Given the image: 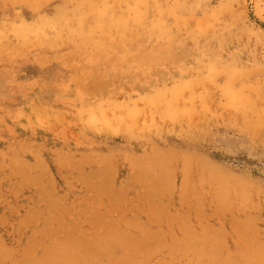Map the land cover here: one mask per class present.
I'll return each instance as SVG.
<instances>
[{"label":"rangeland","instance_id":"obj_1","mask_svg":"<svg viewBox=\"0 0 264 264\" xmlns=\"http://www.w3.org/2000/svg\"><path fill=\"white\" fill-rule=\"evenodd\" d=\"M16 1L0 0V7L2 5L0 8V247L3 248L2 252H0V261H2L0 264L13 262L14 264L16 262L17 264H24L26 260V264H28L30 259L31 262H34V258L37 260L36 257H39L41 252L44 253L42 249L47 247L48 251H55L53 249L54 246L56 249L61 246L63 252V244L68 243L70 247L75 248L72 251L77 252L79 257L77 253L76 256H72L75 253L72 254L70 258H67L69 255L65 256L68 259L64 260L66 264H118L119 261V264H130L133 260L138 264L139 260L144 261L145 259L147 261L139 262L144 264H189L190 262L191 264H200L202 261L201 264H206L209 260L210 262L207 264H225V262L226 264H238V262H240L239 264H247L243 263L245 262L243 260L250 259L249 253H253L251 255L255 257L263 255L264 258V192H262V190L264 191V0H156V2L155 0H111L110 2L107 0ZM95 1L99 2L96 3ZM107 11L111 15H108ZM146 13L149 17H144L147 15ZM83 23L85 26H82ZM138 37L140 38L139 41ZM115 38L118 42H116ZM10 40L11 43H9ZM29 45L31 46L29 47ZM14 47L16 48L14 49ZM158 47L161 49L160 51L157 49ZM169 48L172 49L171 52ZM172 52L174 56L173 54L171 55ZM71 55L75 56L72 57ZM115 57L116 59L108 62L109 59ZM169 60L170 63H168ZM81 63L83 64L82 66L80 65ZM80 66L81 68H79ZM94 67H100L101 69H95ZM84 69L87 71L84 72ZM80 70H82L81 73ZM92 75L97 81L91 78ZM113 77H115V80ZM72 80H77V83ZM94 82H97V84ZM92 85H95L96 89ZM6 93L7 96H5ZM87 93H92L91 95L93 96L89 98L90 95ZM70 94H73V96ZM40 96L43 98H40ZM136 124L141 128H138ZM258 127L259 129H257ZM5 128L8 129L5 131ZM153 147L156 152H153ZM175 150L176 154L174 153ZM161 152L167 154L170 152L171 156H168L169 154L166 155L167 160L172 161L170 165L169 162L168 164L164 163L165 165L162 164L163 162L160 159L163 153ZM152 153H157L158 155L155 156ZM191 154L195 160L190 159L192 158ZM183 155L184 157H182ZM185 155L192 161L191 168L189 167L191 170L184 161L187 159ZM128 156L132 157L129 158ZM136 156L139 157L136 158ZM110 157H112L111 160ZM166 158L164 159L163 157L162 159L166 161ZM101 159L103 161H99ZM110 161L111 163H109ZM157 161L161 163V168L162 166L170 168L169 178L168 176H166L167 179L165 178L169 170L167 172L165 168H163L164 170L159 169ZM195 161L196 163H194ZM67 162H70V164ZM149 163H152L151 166ZM101 164L103 165L101 166ZM202 165L209 166V168L205 167L211 171H206V168H204L201 174L202 167H204ZM25 167L27 170L24 169ZM134 167L138 169L135 168L137 169L135 170ZM146 168H148L147 171ZM150 168H154L155 173L153 170L151 173L149 171ZM172 168L174 173L171 170ZM32 170L33 172H31ZM97 171H99L100 175L102 172L104 177L99 174L93 177ZM105 171H108L106 175L110 174L111 171L113 173L106 176ZM214 171H217L216 176ZM218 172L222 176L225 175L223 176L225 179L219 176V184L217 180ZM18 173L23 177L19 176ZM87 173H92L93 175H87ZM208 173H211L209 179ZM132 174H135L133 177L138 179L132 177V180ZM157 174L158 176H156ZM186 174L189 175L187 176ZM81 175L83 176L82 178ZM139 175L143 176L139 177ZM159 175L164 177L161 183L166 181L168 185H172L169 187L170 189L168 186H166V189L165 186L161 188L163 184H161V187H157L160 186L161 181L157 179ZM90 176L93 179H90ZM109 176H113V179L109 178ZM185 176L189 180L185 179ZM10 177L15 179L13 178V180ZM86 177L88 181H86ZM107 177L113 184H108L109 180ZM145 177H149V180ZM103 178L107 179V181H102ZM170 178L171 181H169ZM212 178L213 181L211 182ZM22 179L23 181L25 179V181L23 182ZM153 179H157L159 185L155 180L153 182H156V185L151 183ZM186 180L187 182L189 181L188 184L184 183ZM241 180H243L246 190V187H248L247 191L242 189L244 188L242 184L239 186V183H242L240 182ZM201 181H204V184ZM105 183L107 186L104 185ZM143 184L146 185L143 186ZM217 184L219 185L217 186L219 187L218 189L216 187ZM221 184L224 185L220 186ZM233 184L234 189H232ZM97 185L103 186L102 188L105 189L108 188V191L114 190L108 192L112 196L106 194L108 198L111 197L110 203L105 198V194L101 193L100 195L101 191H104V193L107 191L104 189L99 191L101 187L98 186L99 188H97ZM89 188L90 190H88ZM159 188L163 191L164 196ZM46 190H49L48 193L53 192V196H51L52 194H46ZM147 191L152 193L149 194ZM171 191L174 193H170ZM217 191H220V193H217ZM227 191L229 193L225 194ZM243 194H245V197L247 194L249 195L244 198ZM25 197L27 198L25 199ZM219 197L220 199H218ZM224 197L228 198L229 203L225 201L226 205L222 204L223 206H221V202L223 203L222 199L227 200ZM147 198L154 201L163 199L164 202L159 200L160 203L157 200V203L159 202V206H157V203L152 200L153 204L149 205ZM247 199L248 201H246ZM167 201L170 202L168 203ZM50 202H53L55 206ZM197 206L198 208H196ZM54 207L57 209H54ZM59 207L61 208L59 209ZM228 207L231 210L226 212ZM130 208L132 209L129 210ZM28 209L29 211H27ZM42 209H45V212ZM198 209L202 211V215L198 216L199 213L197 212L195 214V210L197 211ZM47 210L49 211L47 212ZM82 210L87 211L86 214L83 215L85 212ZM244 210L246 211L244 212ZM34 211L40 216L35 215ZM218 211L225 213L221 212L222 215L220 216L221 213L219 212L218 214ZM96 212L103 217L98 220V225L96 222L86 223L88 219L91 221L94 219L91 216L97 215ZM103 212L105 216H102ZM91 213L94 214L91 215ZM24 214L27 217L23 216ZM57 214H61L59 216L61 219L57 218ZM98 215L95 217V221L99 219ZM30 216L33 217L30 218ZM244 216L248 221L246 218L244 220ZM46 217L48 220H46ZM49 217L60 221L52 220ZM181 218L182 220H180ZM25 219H29L28 222ZM125 219L127 220L125 221ZM135 219L138 220L136 221ZM242 220L247 226L249 225V228L246 227V224L243 225L242 223L241 225ZM68 221H70L69 224L78 225L76 227L78 228V233L73 230L70 234L72 227L66 223ZM249 222L251 225L248 224ZM60 223H62V227H57V224ZM106 223H110L111 227L108 224L105 228ZM45 224H47V227H45ZM137 224H139L138 229L136 228ZM41 225L43 226L41 227ZM114 226L115 229L112 228ZM171 227L173 229H170ZM201 227L202 229L205 228L202 230ZM251 227H254L255 231L251 230ZM139 228H143V230L148 228V233H152V236H155L156 245L154 246L156 247H152L154 250H150V257L147 256V258V250L152 245L150 243L154 244V241H150L148 244L147 238H149V234L147 230H144L146 235H148L145 238V233L140 231ZM193 228L194 232L192 231ZM257 229L258 231H256ZM44 230L47 233L37 234ZM60 230H64V232ZM183 230L184 232H182ZM36 231L38 232L36 233ZM110 231L113 233H110ZM170 231H172L174 236ZM206 231L207 234H205ZM58 232L61 234H58ZM66 232H69L70 237L74 236L73 238L79 243L84 240V235L85 238L89 237L87 240L85 239L84 243L86 245L83 244L84 246H82L81 243L77 245V242L74 244V240L69 238ZM102 232H104V236L107 235V237L105 236L106 238L103 234L102 236L100 235ZM208 232L212 234L209 233L208 235ZM194 233H197L196 237H200L196 238L200 240L199 246L201 242H206L202 239L204 236L207 240L205 246H210L214 241L213 243L218 248L214 246V249H216H213V254L221 255V257L218 256L220 258V260L218 259L219 261L216 260V254L214 256L212 254L210 256L206 255V257L203 255L205 258L203 256L202 258L198 257L199 255L201 256L198 246L193 248V251H190L191 249L189 250L188 247H184L189 240V236L191 237L192 235L191 238H195L193 237L195 236L193 235ZM220 233L223 234L220 235ZM250 233L252 234L250 235ZM33 234L35 236L32 238ZM52 234L54 236L51 238ZM125 234L126 238L124 237ZM121 235L124 239L129 240H132V238L135 240L134 236L139 238L138 241L135 240V242L137 241L136 245L138 242L140 244L141 240L144 243V239H147L144 244L148 245L142 247L143 243H141L140 247L138 245L136 247L134 244V246L131 245L132 247H129L132 242L128 240V248L126 247V241L124 247H122L123 244L120 242V240L122 241L120 239ZM210 235L213 236L211 237ZM77 236L82 238L78 240ZM217 236L221 239H217ZM28 237L35 241L31 242V246L29 241L24 242ZM57 238H60V243L59 239L57 242ZM111 238L113 240L117 238L116 245V240L112 243ZM155 238H158L159 242ZM171 238L174 239V244H177V246L173 247L175 248L174 252H172L171 247H167L168 245L172 246L173 242L171 241L173 240ZM210 238L213 241H210ZM253 238L254 241L256 240L255 242L251 240ZM150 239L152 240L151 237ZM9 240L11 241L10 244ZM164 240L167 243L166 248L164 247L166 244ZM36 241L38 242L37 245L44 244L46 246L43 247L41 245L40 247L37 246L38 249L33 248ZM91 242L95 244H91ZM245 242L251 243L248 246ZM160 243L162 246H160ZM209 243L211 244L209 245ZM27 244L28 246H26ZM178 244L181 247H178ZM79 246L84 248L87 246L88 249H86L88 251L85 249L83 252L82 249L84 248ZM23 247L25 251L27 249L26 252L23 251ZM142 248L145 249L142 250ZM92 249H97L95 253L105 251L107 254L102 252L100 253L101 257L100 255L96 257ZM177 249L180 250L178 251ZM3 250H6L4 254H2ZM61 250H59V255L62 253ZM48 251H45V255H50L49 253L51 252L48 253ZM85 251L88 252H86L87 256L83 254ZM89 252L90 254L93 253L91 255H94V257L90 256L95 261L89 260ZM137 252H140L138 257L137 255L134 257V253L137 254ZM153 252L154 255H151ZM21 253L23 254L21 255ZM56 254L54 253L53 256ZM105 254L106 256H104ZM109 254H112L116 262H112L113 258ZM129 254H132L133 257L129 256L130 260H127L125 255L127 257ZM45 255L42 254L41 256ZM84 255L87 260L83 258ZM181 255L185 258L182 259ZM26 256H29V258H26ZM170 256L171 258L174 257L173 260L169 258ZM120 257L121 260H119ZM131 257L134 259L131 260ZM234 257H238V259ZM53 258L50 260H57L56 258V260H53ZM224 258L225 261L223 262ZM22 259L25 260L23 261ZM41 259L39 261L44 263V257ZM69 259L75 260L71 262ZM212 259H215V263ZM239 260H242V262ZM51 261L49 264L53 263ZM171 261L173 262L170 263ZM187 261L189 262L187 263ZM46 262L44 264H48ZM254 262L258 264L257 261L250 260V264H254ZM29 264L32 263L29 262Z\"/></svg>","mask_w":264,"mask_h":264},{"label":"bare ground","instance_id":"obj_2","mask_svg":"<svg viewBox=\"0 0 264 264\" xmlns=\"http://www.w3.org/2000/svg\"><path fill=\"white\" fill-rule=\"evenodd\" d=\"M15 1H16V0H15ZM19 1H20V0H19ZM19 1H18V2H19ZM23 1H24V0H23ZM28 1H30V0H28ZM28 1H27V2H28ZM99 1H100V0H99ZM99 1H98V2H99ZM107 1L110 2L111 0H107ZM157 1H158V0H157ZM161 1H163V0H161ZM16 2H17V1H16ZM35 2H37V0H36ZM41 2H43V1H41ZM92 2H93V1H92ZM95 2H96V1H95ZM98 2H96V3H98ZM155 2H156V0H155ZM93 3H94V2H93ZM128 3H129V2H128ZM146 3H147V2H146ZM187 3H188V1H187ZM198 3H199V2H198ZM160 4H161V2H160ZM72 5H73V4H72ZM68 6H69V5H68ZM1 7H2V5H1ZM1 7H0V8H1ZM120 7H121V6H120ZM113 8H115V7H113ZM2 9H3V8H2ZM198 9H199V8H198ZM34 11H35V10H34ZM109 11H110V10H109ZM4 12H5V11H4ZM176 12H178V11H176ZM198 12H199V11H198ZM107 13H108V15L110 14L108 11H107ZM148 13H149V11H148ZM112 14H114V13H112ZM121 14H122V13H121ZM146 14H147V13H146ZM16 15H17V14H16ZM92 15H94V14H92ZM110 15H111V14H110ZM149 15H150V14H149ZM88 16H89V15H88ZM161 16H162V15H161ZM26 17H27V16H26ZM144 17H149V16H148V14H147V15L144 16ZM162 17H163V16H162ZM164 18H165V17H164ZM164 18H161V19H164ZM86 19L89 20L88 18H86ZM145 19H146V18H145ZM166 20H167V19H166ZM221 20H222V19H221ZM17 21H18V20H17ZM72 21H73V20H72ZM163 21L165 22V20H163ZM167 22H168V21H167ZM72 23H73V22H72ZM145 23H146V22H145ZM73 24H74V23H73ZM186 24H187V23H186ZM82 26H85V24L83 23ZM83 28H84V27H83ZM8 29H9V28H8ZM44 30H45V29H44ZM63 31H64V30H63ZM45 32H46V31H45ZM48 32H49V31H48ZM132 32H133V31H132ZM132 32H131V34H132ZM46 33H47V32H46ZM49 33H51V32H49ZM49 33H48V34H49ZM133 35H134V32H133ZM209 35H210V34H209ZM209 35H208V36H209ZM213 35H214V34H213ZM136 36H137V35H136ZM136 36H135V37H136ZM141 36H142V34L140 35V38H141ZM8 37H9V36H8ZM62 37H63V36H62ZM62 37H61V38H62ZM69 37H70V36H69ZM143 37H144V36H143ZM175 37H176V36H175ZM28 38H29V36H28ZM126 38H127V37H126ZM138 38H139V37H138ZM140 38L138 39V41L140 40ZM146 38H147V37H146ZM173 38H174V37H173ZM30 39H31V38H30ZM62 39H63V38H62ZM74 39H75V38H74ZM42 40H43V39H42ZM60 40H61V39H60ZM80 40H81V39H80ZM105 40H107V39H105ZM115 40H116V38H115ZM18 41H19V40H18ZM124 41H125V40H124ZM138 41H136V42H138ZM142 41H143V40H142ZM62 42H63V40H62ZM116 42H118V41L116 40ZM9 43H11V40H10ZM57 43L59 44V42H57ZM133 43H134V42H133ZM171 43H172V42H171ZM64 44H65V43H64ZM110 44H112V43H110ZM114 44H115V42H114ZM114 44H113V46H114ZM118 44H119V43H118ZM8 45H9V44H8ZM26 45H27V44H26ZM31 45L33 46V44H31ZM31 45H29V47H30ZM34 45H35V44H34ZM66 45H67V42H66ZM126 45H128V44H126ZM133 45H134V44H133ZM176 45H177V44H176ZM53 46H54V45H53ZM16 47H17V45H16ZM16 47H14V49H15ZM35 47H36V46H35ZM58 47H59V46H58ZM60 47H61V46H60ZM114 47H115V46H114ZM133 47H135V46H133ZM155 47H156V46H155ZM162 47H163V46H162ZM117 48H118V47H117ZM177 48L179 49V47H177ZM33 49H34V48H33ZM155 49H156V48H155ZM157 49H159V47H158ZM182 49H184V48H182ZM182 49H180V50L182 51ZM12 50H13V49H12ZM34 50H35V49H34ZM160 50H161V49H159V51H160ZM169 50H170V52H171L172 49L169 48ZM169 50H168V51H169ZM139 51H140V50H139ZM144 51H145V50H144ZM155 51H157V50H155ZM145 52H146V51H145ZM177 52H178V51H177ZM11 53H12V52H11ZM162 53H163V52H162ZM175 53H176V52H175ZM181 53H182V52H181ZM71 54H72V53H71ZM140 54H141V53H140ZM168 54H169V53H168ZM172 54H173V56H174V53H173V52L171 53V55H172ZM176 54H177V53H176ZM95 55H97V54H95ZM67 56H68V55H67ZM71 56L74 57L75 55H74V56L71 55ZM71 56H70V58H72ZM175 56H176V55H175ZM178 56H179V55H178ZM94 57H95V56H94ZM94 57H93V58H94ZM134 57H135V56H134ZM171 57H172V56H171ZM176 57H177V56H176ZM179 57H180V56H179ZM30 58H31V57H30ZM68 58H69V57H68ZM100 58H101V57H100ZM143 58H144V57H143ZM165 58H166V57H165ZM75 59H76V58H75ZM113 59H116V57H115V58H111V59H109L108 62H111L110 60H113ZM154 59H155V58H154ZM161 59H162V58H161ZM168 59H169V58H168ZM12 60H13V59H12ZM77 60H78V59H77ZM129 60H130V58H129ZM134 60H135V59H134ZM136 60H137V58H136ZM145 60H146V59H145ZM66 61L68 62V60H66ZM75 61H76V60H75ZM80 61H81V60H80ZM80 61H79V62H80ZM105 61H106V60H105ZM126 61H127V60H126ZM166 61H167V60H166ZM77 62H78V61H77ZM106 62H107V61H106ZM136 62H137V61H136ZM144 62H145V61H144ZM5 63H6V62H5ZM35 63H36V62H35ZM61 63H62V62H61ZM69 63H70V62H69ZM129 63H130V62H129ZM168 63H170V60H169ZM9 64H10V63H9ZM37 64H38V63H37ZM37 64H36V65H37ZM62 64H63V63H62ZM66 64L68 65V63H66ZM80 65L82 66L83 64L81 63ZM152 65H153V64H152ZM167 65H168V64H167ZM73 66H75V65H73ZM73 66H68V67H73ZM81 66H80L79 68H81ZM91 67H92V66H91ZM122 67H123V66H122ZM167 67H168V66H167ZM86 68H88V67H86ZM89 68H90V67H89ZM94 68H95V67H94ZM94 68H92V69H94ZM97 68H98V67H97ZM97 68H95V69H97ZM20 69H21V68H20ZM98 69H101V68L99 67ZM22 70H24V69H22ZM22 70H21V71H22ZM18 71H19V70H18ZM39 71H40V70H39ZM65 71H66V70H65ZM81 71H82V70H80V73H81ZM83 71L85 72V71H87V70L84 69ZM97 71H98V70H97ZM13 72H14V71H13ZM41 72H42V71H41ZM84 72H83V73H84ZM95 73H96V70H95ZM95 73H94V74H95ZM161 73H162V72H161ZM204 73H205V72H204ZM78 74H79V73H78ZM262 74H263V73H262ZM76 75H77V74H76ZM95 75H96V74H95ZM253 75H254V74H253ZM255 75H256V74H255ZM77 76H78V75H77ZM96 76H97V75H96ZM29 77H30V76H29ZM82 77H83V76H82ZM98 77H99V75H98ZM100 77H101V76H100ZM117 77H118V76H117ZM220 77H221V76H220ZM252 77H253V76H252ZM91 78H94V81L96 80V78L94 77V75H92ZM113 78H114V80H115V77H113ZM222 78H223V77H222ZM102 79H103V78H102ZM102 79H101V80H102ZM74 80H75V79H74ZM74 80H72V81H74ZM77 80H78V79H77ZM77 80H76V81H77ZM101 80H100V81H101ZM126 80H128V79H126ZM76 81H74V82H76ZM96 81H97V80H96ZM37 82H38V81H37ZM116 82H117V81H116ZM76 83H77V82H76ZM76 83H75V84H76ZM94 83L97 84V82H94ZM94 83H93V84H94ZM100 83H101V82H100ZM96 84H95V85H96ZM236 84H237V83H236ZM259 84H260V83H259ZM44 85H45V84H44ZM63 85H64V83H63ZM76 85H77V84H76ZM79 85H80V84H79ZM95 85H92V86L95 87ZM115 85H116V84H115ZM115 85H114V86H115ZM135 85H137V84H135ZM153 85H154V84H153ZM57 86H58V85H57ZM71 86H72V83H71ZM74 86H75V85H74ZM74 86H73V88H74ZM97 86H98V85H97ZM121 86H122V85H121ZM158 86H159V85H158ZM4 87H5V86H4ZM79 87H82V86H79ZM124 87H125V86H124ZM135 87H136V86H135ZM135 87H134V88H135ZM261 87H262V86H261ZM7 88H8V86H7ZM14 88H15V87H14ZM36 88H37V87H36ZM44 88H45V87H44ZM46 88H47V87H46ZM12 89H13V87H12ZM42 89H43V88H42ZM70 89H71V88H70ZM76 89H77V88H76ZM95 89H96V87H95ZM100 89H101V88H100ZM100 89H99V90H100ZM32 90H33V89H32ZM37 90H38V89H37ZM45 90H46V89H45ZM45 90H44V91H45ZM78 90H80V89L78 88ZM90 90H91V89H90ZM5 91H6V90H5ZM5 91H4V92H5ZM57 91H58V90H57ZM60 91H61V90H60ZM80 91L82 92V90H80ZM84 91H86V90H84ZM91 91H92V90H91ZM91 91H90V92H91ZM97 91H98V90H97ZM2 92H3V91H2ZM33 92H34V91H33ZM36 92H37V91H36ZM71 92H72V91H71ZM195 92H196V91H195ZM16 93H17V92H16ZM34 93H35V92H34ZM46 93H47V92H46ZM72 93H73V92H72ZM83 93H84V92H83ZM92 93H93V92H92ZM92 93H91V94H92ZM261 93H262V92H261ZM14 94H15V92H14ZM56 94H57V93H56ZM73 94H74V93H73ZM73 94H70V95L73 96ZM87 94H89V93H87ZM87 94H86V95H87ZM91 94H89V95H90L89 98H90L91 96H93V95H91ZM101 94H102V93H101ZM251 94H252V93H251ZM50 95H51V94H50ZM96 95H97V94H96ZM103 95H104V94H103ZM248 95H249V94H248ZM259 95H260V94H259ZM0 96H1V95H0ZM5 96H7V93H6ZM15 96H16V95H15ZM55 96H56V95H55ZM100 96L102 97V95H100ZM117 96H118V95H117ZM119 96H120V95H119ZM250 96H251V95H250ZM32 97H33V96H32ZM41 97H42V96H40V98H41ZM45 97H47V96H45ZM48 97H50V96H48ZM52 97H53V96H52ZM120 97H121V96H120ZM120 97H119V98H120ZM255 97H256V95H255ZM255 97H253V98H255ZM42 98H43V97H42ZM53 98H55V97H53ZM53 98H52V99H53ZM103 98H104V96H103ZM210 98H211V97H210ZM29 99H30V96H29ZM47 99H49V98H47ZM111 99H112V98H111ZM123 99H125V98L123 97ZM250 99H251V98H250ZM255 99H256V98H255ZM262 99H263V98H262ZM13 100H14V99H13ZM19 100H20V98H19ZM39 100H40V99H39ZM84 100H85V99H84ZM21 101L23 102V100H21ZM33 101H34V100H33ZM50 101H51V100H50ZM85 101H86V100H85ZM16 102H17V101H16ZM13 103H14V101H13ZM19 103H20V102H19ZM35 103H36V102H35ZM49 103H50V102H49ZM58 103H59V102H58ZM256 103H257V102H256ZM16 104H17V103H16ZM52 104H53V103H52ZM52 104H51V105H52ZM179 104H180V103H179ZM260 104H261V103H260ZM260 104H259V105H260ZM8 105H9V103H8ZM53 105H54V104H53ZM16 106H17V105H16ZM68 106H70V105H68ZM261 106H262V105H261ZM38 107H39V106H38ZM58 107H59V106H58ZM4 108H5V107H4ZM39 108H40V107H39ZM21 109H22V108H21ZM61 109H62V108H61ZM40 110H41V109H40ZM46 111H47V110H46ZM58 111H59V110H58ZM48 112H49V111H48ZM226 112H227V111H226ZM51 113H52V112H51ZM62 113H63V112H62ZM145 114H146V113H145ZM249 114H250V113H249ZM30 115H32V114H30ZM251 117H252V116H251ZM140 118H141V117H140ZM146 118H148V117H146ZM237 118H238V117H237ZM253 118H254V117H253ZM253 118H252V119H253ZM68 119H69V118H68ZM260 120H261V119H260ZM145 121H146V120H145ZM239 121H240V120H239ZM246 121H247V120H246ZM252 121H254V120H252ZM4 122H5V121H4ZM20 122H21V120H20ZM31 122H32V121H31ZM135 122H136V121H135ZM146 122H147V121H146ZM260 122H261V121H260ZM0 123H1V122H0ZM34 123H35V122H34ZM154 123H155V122H154ZM192 123H193V122H192ZM261 123H262V122H261ZM137 124H138V123H137ZM137 124H136V125H137ZM263 124H264V123H263ZM136 125H135V126H136ZM178 125H179V123H178ZM128 126H129V125H128ZM137 126H138V125H137ZM153 126H154V125H153ZM258 126H260V125H258ZM181 127H182V126H181ZM128 128H129V127H128ZM138 128H141V127L138 126ZM174 128H175V125H174ZM262 128H263V127H262ZM6 129H8V128H5V131H6ZM136 129H137V128H136ZM202 129H203V128H202ZM254 129H255V128H254ZM257 129H259V127H258ZM260 129H261V128H260ZM18 130H20V129H18ZM163 130H164V129H163ZM174 130H175V129H174ZM174 130H173V131H174ZM2 131H3V130H2ZM136 131H137V130H136ZM151 131H152V129H151ZM256 131H258V130H256ZM161 132H162V131H161ZM132 133H133V132H132ZM162 133H164V132H162ZM114 134H115V133H114ZM116 134H117V133H116ZM35 135H36V134H35ZM18 137H19V136H18ZM22 137H23V136H22ZM40 137H41V136H40ZM26 138H27V137H26ZM259 138H260V137H259ZM3 140H4V139H3ZM13 140H14V139H13ZM27 141H28V140H27ZM34 141H35V140H34ZM48 141H49V139H48ZM120 143H121V142H120ZM174 143H175V142H174ZM1 144H2V143H1ZM55 144H56V143H55ZM58 145H59V144H58ZM154 146H155V145H154ZM160 146H161V145H160ZM1 147H2V146H1ZM26 147H27V146H26ZM39 147H40V146H39ZM56 147H57V145H56ZM126 147H127V146H126ZM155 147H156V146H155ZM13 148H14V147H13ZM13 148H11V149H13ZM22 148H23V147H22ZM22 148H21V149H22ZM161 148H162V147H161ZM181 148H182V147H181ZM110 149H112V148H110ZM168 149H169V148H168ZM168 149H166V150H168ZM34 150H36V149H34ZM62 150H63V148H62ZM73 150H74V149H73ZM97 150H98V149H97ZM97 150H96V151H97ZM157 150H158V148H157ZM163 150H164V149H163ZM169 150H171V149H169ZM169 150H168V151H169ZM7 151H8V150H7ZM9 151H10V150H9ZM103 151H104V150H103ZM105 151H106V150H105ZM189 151H190V150H189ZM42 152H43V151H42ZM85 152H86V151H85ZM153 152H156L155 149H154V147H153ZM158 152H159V151H158ZM158 152H157V153H158ZM170 152H171V151H170ZM170 152L168 153L169 155H168L167 153H163V152H161V153L165 154V155L161 154V157H162V158L164 157V159H165V158H166V155L171 156V155H170ZM20 153H21V152H20ZM62 153H63V152H62ZM62 153H60V154H62ZM101 153H102V152H101ZM106 153H107V152H106ZM138 153H139V151H138ZM157 153H154V154L152 153V154L156 156V155H158ZM174 153L176 154V150L174 151ZM145 154H146V153H145ZM175 154H174V155H175ZM12 155H13V154H12ZM15 155H16V154H15ZM40 155H42V154H40ZM99 155H100V154H99ZM146 155H147V154H146ZM188 155H189V154H188ZM21 156H22V155H21ZM28 156H29V155H28ZM33 156H35V155H33ZM37 156H39V155H37ZM45 156H46V155H45ZM86 156H87V155H86ZM105 156H106V155H105ZM155 156H154V157H155ZM176 156H178V155H176ZM189 156H190V155H189ZM191 156H192V154H191ZM25 157H26V156H25ZM35 157H36V156H35ZM70 157H71V156H70ZM81 157H82V156H81ZM128 157H129V156H128ZM130 157H132V156H130ZM130 157H129V158H130ZM137 157H139V156H136V158H137ZM140 157H141V156H140ZM144 157H145V156H144ZM172 157H173V152H172ZM182 157H184V155H183ZM185 157H186V155H185ZM29 158H30V157H29ZM46 158H47V157H46ZM111 158H112V157H110V160H111ZM162 158H161L160 160H161V162H163V163H162L163 165L168 164V162H169V165L171 164L172 161H169V159L167 160V158H166V161H167V163H166V161L163 160ZM186 158H187V157H186ZM25 159H26V158H25ZM27 159H28V158H27ZM49 159H50V158H49ZM64 159H65V158H64ZM78 159H79V158H78ZM103 159H104V157H103ZM145 159H146V157H145ZM147 159H148V158H147ZM184 159H185V158H184ZM184 159H183V160H184ZM190 159L195 160V159H193V156H192V158H190ZM190 159L187 158V159L184 160V161L189 165L188 168H189V167L191 168L190 165H192V161H191ZM18 160H19V159H18ZM37 160H38V159H37ZM46 160H47V159H46ZM88 160H89V159H88ZM105 160H106V158H105ZM137 160H138V159H137ZM139 160H140V159H139ZM142 160H143V158H142ZM150 160H151V159H150ZM162 160H163V161H162ZM172 160H173V159H172ZM176 160H177V159H176ZM176 160H175V161H176ZM189 160H190V162H189ZM20 161H21V160H20ZM42 161H43V160H42ZM49 161H50V160H49ZM99 161H103V160L101 159V160H99ZM99 161H98V162H99ZM133 161H136V160H133ZM133 161H132V162H133ZM173 161H174V160H173ZM197 161H198V159H197ZM204 161H205V160H204ZM46 162H47V161H46ZM50 162H51V161H50ZM63 162H64V161H63ZM71 162H72V160H71ZM98 162H97V163H98ZM105 162H107V161H105ZM129 162H130V161H129ZM157 162H158V161H157ZM176 162H177V161H176ZM176 162H175V163H176ZM202 162H203V161H202ZM202 162H201V163H202ZM67 163H68V162H67ZM100 163H101V162H100ZM103 163H104V162H103ZM109 163H111V161H110ZM142 163H143V162H142ZM164 163H165V164H164ZM194 163H196V161H195ZM16 164H17V163H16ZM18 164H19V163H18ZM47 164H48V163H47ZM63 164H64V163H63ZM68 164H70V162H69ZM87 164H88V163H87ZM87 164H86V165H87ZM93 164H94V163H93ZM104 164H105V163H104ZM140 164H141V162H140ZM140 164H137V165H140ZM147 164H148V163H147ZM149 164H150V163H149ZM151 164H152V163H151ZM151 164H150V166H151ZM160 164H161V163L158 162L159 169L164 170L163 168H165V169L167 170V172H168V170H169L170 168L168 169V168H166L167 166H162V165H161V166H162V168H161V167H160ZM187 164H186V165H187ZM203 164H204V163H203ZM11 165H13V164H11ZM22 165H23V164H22ZM22 165H21V166H22ZM26 165H27V164H26ZM40 165H43V164H40ZM49 165H50V164H49ZM51 165H52V164H51ZM88 165H89V164H88ZM94 165H95V164H94ZM94 165H93V166H94ZM102 165H103V164H101V166H102ZM109 165H110V164H109ZM133 165H134V164H133ZM143 165H144V164H143ZM207 165H208V164H207ZM62 166H63V165H62ZM144 166H145V165H144ZM155 166H156V165H155ZM155 166H153V167H155ZM202 166H204V165H202ZM205 166H206V165H205ZM205 166L202 167L203 169L201 168V169H202V170H201V174H202L204 168H206V167L209 168V166H206V167H205ZM59 167H60V166H59ZM81 167H82V165H81ZM138 167H139V166H138ZM142 167H143V166H142ZM200 167H201V165H200ZM1 168H2V165H1ZM18 168H20V167H18ZM27 168H28V167H27ZM101 168H102V167H101ZM108 168H109V167H108ZM110 168H111V167H110ZM135 168H137V167H134V169H135ZM190 168H189V169H190ZM12 169H13V168H12ZM24 169H26V167H25ZM80 169H81V168H80ZM106 169H107V168H106ZM106 169H105V170H106ZM137 169H138V168H137ZM137 169H135V170H137ZM142 169H143V168H142ZM147 169H148V168H146V171H147ZM153 169H154V168H153ZM153 169L150 168L149 171H151V173H152V170H153ZM9 170H10V169H9ZM19 170H20V169H19ZM26 170H27V169H26ZM55 170H56V169H55ZM69 170H70V169H69ZM101 170H102V169H101ZM109 170H110V169H109ZM135 170H134V172H135ZM171 170H173V173H174V169L172 168ZM190 170H191V169H190ZM205 170H206V171H209L210 169L207 170V168H206ZM0 171H1V169H0ZM4 171H5V170H4ZM90 171H91V170H90ZM146 171H145V172H146ZM184 171H185V169H184ZM210 171H211V170H210ZM212 171H213V170H212ZM25 172H26V171H25ZM31 172H33V170H32ZM35 172H36V170H35ZM48 172H49V171H48ZM85 172H86V171H85ZM97 172H98V173H97ZM97 172H95L94 175H93L92 173H87V175H88V174H89V175L91 174V175H93V177H94L95 175L97 176V174H99V171H97ZM103 172H104V170H103ZM107 172H108V171H107ZM107 172L105 171V175H106ZM143 172H144V171H143ZM153 172H154V170H153ZM214 172H215V176H216V172H217V171H214ZM214 172H213V174H214ZM1 173H2V172H1ZM8 173H10V172H8ZM20 173H21V172H20ZM80 173H81V172H80ZM111 173H113V172L111 171ZM111 173H110V174H111ZM116 173H117V171H116ZM151 173H150V174H151ZM154 173H155V172H154ZM161 173H162V172H161ZM171 173H172V172H171ZM188 173H189V172H188ZM16 174H17V173H16ZM16 174H15V175H16ZM18 174H19V173H18ZM22 174H24V172H22ZM28 174H29V172H28ZM71 174H72V173H71ZM110 174H107V175H110ZM143 174H144V173H143ZM145 174H147V173H145ZM217 174H218V175H217V176H218V179H217V180H218V184H219V176H221L220 178L225 179V178H223V176H225V175L222 176V175L219 174V172H218ZM1 175H2V174H1ZM44 175H45V174H44ZM44 175H43V176H44ZM76 175H77V174H76ZM99 175H100V174H99ZM101 175L103 176V173H102V172H101ZM101 175H100V176H101ZM107 175H106V176H107ZM134 175H135V174H134ZM134 175L132 174L131 178H132ZM137 175H138V173H137ZM137 175H136V176H137ZM147 175H149V174H147ZM169 175H170V170H169V173H168V174L166 173L165 178H166V176H168V178H169ZM172 175H173V174H172ZM175 175H176V174H175ZM186 175H187V174H186ZM188 175H189V174H188ZM188 175H187V176H188ZM192 175H193V174H192ZM210 175H211V173H210V174L208 173V176H209L208 179L211 177ZM19 176H21V174H19ZM45 176H46V175H45ZM54 176H55V175H54ZM106 176H105V178H106ZM140 176H143V175H139V177H140ZM156 176H158V174H157ZM160 176H161V175H159V177L157 178L158 180H161V181H160V186H157V187H161V184H163V186H162L161 188H164V186H165V189L167 188L166 186H168V188L172 186L171 184L168 185V183H167L166 181H163V183H161L164 177L161 176L162 179H160V178H161ZM21 177H23V176H21ZM29 177H31V176H29ZM82 177H83V176L81 175V178H82ZM90 177H91L90 179H93L92 176H90ZM103 177H104V176H103ZM112 177H113V176H109V178H112ZM115 177H117V176H115ZM171 177H172V176H171ZM174 177H175V176H174ZM10 178H11V177H10ZM13 178H14V177H12L11 179H13ZM35 178H36V176H35ZM57 178H58V177H57ZM65 178H66V177H65ZM88 178H89V176H88ZM96 178H98V177H96ZM99 178H100V177H99ZM109 178L107 177L108 180H109ZM133 178H134V179H138V178H135V177H133ZM133 178H132V180H133ZM145 178H146V177H145ZM148 178H149V177H148ZM148 178H146V179H148ZM150 178H151V177H150ZM179 178H180V177H179ZM183 178H184V176H183ZM186 178H187V180H189V178L185 176V179H186ZM192 178H193V177H192ZM226 178H227V176H226ZM228 178H229V177H228ZM230 178H231V177H230ZM14 179H15V178H14ZM14 179H13V180H14ZM20 179H21V178H20ZM20 179H19V180H20ZM31 179H32V177H31ZM37 179H38V178H37ZM41 179H42V178H41ZM90 179H89V183H90ZM107 179L105 180V179L103 178L102 181L104 180V182H105V181H107ZM112 179H113V178H112ZM151 179H152V178H151ZM157 179H156V180L153 179L151 183H154V184H155L156 182H153V181L155 180V181H157V184H158L159 181H158ZM166 179H167V178H166ZM173 179H174V178H173ZM193 179H194V178H193ZM201 179H202V178H201ZM231 179H232V178H231ZM234 179H236V178H234ZM0 180H1V179H0ZM4 180H5V179H4ZM6 180H7V178H6ZM121 180H122V179H121ZM140 180H142V179H140ZM148 180H149V179H148ZM148 180H146V181H148ZM187 180L184 181V183L186 182V183L188 184L189 181L187 182ZM203 180H204V179H203ZM215 180H216V179H215ZM22 181H23V179H22ZM24 181H25V179H24ZM24 181H23V182H24ZM34 181H35V180H34ZM39 181H40V180H39ZM42 181H43V180H42ZM84 181H85V180H84ZM86 181H88V180H87V177H86ZM86 181H85V182H86ZM169 181H171V178L169 179ZM212 181H213V178L211 179V182H212ZM220 181H221V180H220ZM242 181H243V180H241L240 182H242ZM32 182H33V181H32ZM40 182H41V181H40ZM104 182H103V183H104ZM111 182H112V181H111ZM111 182H110V180H109V181H108V184H109V183H110V184H113V183H111ZM137 182H138V180H137ZM165 182H166V183H165ZM172 182H173V180H172ZM174 182H175V181H174ZM223 182H224V180H223ZM36 183H37V182H36ZM36 183H34V184L36 185ZM54 183H55V181H54ZM54 183H53V186H54ZM80 183H81V182H80ZM96 183H98V182H96ZM99 183H100V182H99ZM103 183H102V184H103ZM121 183H122V182H121ZM164 183H165V184H164ZM170 183H171V182H170ZM184 183H183V184H184ZM186 183H185V184H186ZM199 183H200V182H199ZM201 183L204 184V181H201ZM224 183H225V182H224ZM233 183H234V182H233ZM244 183H245V182H244ZM30 184H31V183H30ZM56 184H57V183H56ZM86 184H87V182H86ZM166 184H167V185H166ZM172 184H173V183H172ZM175 184H176V183H175ZM218 184L216 185V187L219 186ZM234 184H235V183H234ZM234 184H233V188H232V189H234ZM240 184L243 185V182H242V183H239V186H241ZM9 185H10V184H9ZM94 185H95V184H94ZM104 185L107 186L106 183H105ZM144 185H146V184H143V186H144ZM150 185H151V184H150ZM155 185H156V184H155ZM155 185H154V186H155ZM158 185H159V184H158ZM222 185H224V184H221L220 186H222ZM246 185H247V183H246ZM3 186H4V185H3ZM14 186H15V185H14ZM26 186H27V185H26ZM32 186H33V185H32ZM42 186H43V185H42ZM46 186H47V185H46ZM50 186H51V184H50ZM50 186H49V187H50ZM82 186H83V185H82ZM86 186H87V185H86ZM98 186H99V185H97V188L101 187L99 191H101L102 189H104L105 191H107V192H105V193H104V191H101V192H100V195H101V193H102L103 195L105 194V195H104L105 198H107V200H109V203H110V198H111V197L108 198L107 195L112 196L111 193L109 194L108 192H109V191H112L113 189L108 191V188L105 189V188H102L103 186H99V187H98ZM122 186H123V185H122ZM4 187H5V186H4ZM44 187H45V186H44ZM116 187H117V186H116ZM147 187H149V186H147ZM147 187H146V188H147ZM155 187H156V186H155ZM157 187H156V189H157ZM186 187H187V186H186ZM201 187H203V186H201ZM216 187H215V188H216ZM243 187H244V188H242V189L244 190V189H245V185H243ZM77 188H78V187H77ZM109 188H110V187H109ZM112 188H113V186H112ZM146 188H144V189H146ZM151 188H152V186H151ZM153 188H154V187H153ZM161 188H159V189L161 190ZM192 188H193V187H192ZM218 188H219V187H217V189H218ZM226 188H227V185H226ZM246 188H247V190H248V187H246ZM1 189H2V188H1ZM25 189H26V188H25ZM28 189H29V188H28ZM114 189H115V188H114ZM154 189H155V188H154ZM169 189H170V188H169ZM169 189H168V191H169ZM176 189H177V188H176ZM185 189H186V188H185ZM201 189H202V188H201ZM228 189H229V188H228ZM2 190H3V189H2ZM17 190H18V189H17ZM37 190H38V189H37ZM88 190H90V188H89ZM88 190H87V191H88ZM94 190H95V189H94ZM224 190H225V189H224ZM224 190H222V192H224ZM243 190H242V191H243ZM247 190L245 189V191H247ZM25 191H26V190H25ZM48 191H49V190H48ZM48 191H47V190L45 191L46 194H48V195L53 193V192H52V193H48ZM113 191H114V190H113ZM155 191H156V190H155ZM161 191H162V190H161ZM173 191H175V190H173ZM173 191H171L170 193H174ZM183 191H185V190L183 189ZM22 192H23V191H22ZM36 192H37V191H36ZM36 192H35V193H36ZM61 192H62V191H61ZM82 192H83V191H82ZM95 192H96V191H95ZM147 192H148V191H147ZM156 192H158V191H156ZM159 192H160V191H159ZM164 192H166V191H164ZM193 192H194V191H193ZM193 192H192V193H193ZM218 192L220 193V191H217V193H218ZM258 192H259V191H258ZM262 192H264V191L262 190ZM43 193H44V192H43ZM148 193L150 194V193H152V192H148ZM226 193H229V192L227 191V192H225V194H226ZM244 193H245V192H244ZM246 193H247V192H246ZM41 194H42V192H41ZM46 194L44 193L45 196H46ZM69 194H70V193H69ZM71 194H72V193H71ZM96 194H97V193H96ZM106 194H107V195H106ZM143 194H144V193H143ZM156 194L158 195V193H156ZM161 194H162V195L164 194L163 191L161 192ZM167 194L169 195V193H167ZM167 194H166V195H167ZM193 194H194V193H193ZM23 195H24V194H23ZM54 195H55V194H54ZM63 195H64V194H63ZM72 195H73V194H72ZM103 195H102V196H103ZM145 195H146V194H145ZM166 195H165V196H166ZM170 195H171V194H170ZM243 195H244V198H247V196H248L249 194H247L246 197H245V194H243ZM0 196H1V195H0ZM36 196H37V194H36ZM51 196H53V194H52ZM75 196H76V195H75ZM147 196H150V195H147ZM163 196H164V195H163ZM163 196H162V198H163ZM224 196H225V195H224ZM241 196H242V195H241ZM263 196H264V195H263ZM114 197H116V198H120V197H117V196H114ZM158 197H160V196H158ZM194 197H195V196H194ZM194 197H193V199L195 200ZM201 197H202V196H201ZM227 197H228V195H227ZM227 197H224V199L226 198L227 200H223V199H222L223 203L221 202V206H223V205L225 204V201H226L227 203H229V200H228ZM10 198H11V197H10ZM19 198H20V197H19ZM26 198H27V197H25V199H26ZM121 198H122V197H121ZM121 198H120V199H121ZM123 198H124V197H123ZM153 198H155V197H153ZM164 198H167V197H164ZM170 198H171V197H170ZM222 198H223V197H222ZM13 199H15V198H13ZM42 199H43V198H42ZM60 199H61V198H60ZM87 199H88V197H87ZM156 199H157V198H156ZM173 199H174V198H173ZM187 199H188V198H187ZM196 199H197V198H196ZM203 199H204V198H203ZM210 199H211V198H210ZM218 199H220V197H219ZM17 200H18V199H17ZM21 200H22V198H21ZM79 200H80V199H79ZM84 200H86V199L84 198ZM149 200H150V202H149ZM152 200H153V199H148V198H147V201H148V204H149V205H150L151 203L153 204V202L157 203V200H158V199L155 200V201L153 200V202H152ZM159 200H161V199H159ZM159 200H158V201H159ZM168 200H169V199H168ZM13 201H14V200H13ZM23 201H24V200H23ZM58 201H59V199H58ZM74 201H75V200H74ZM86 201H87V200H86ZM161 201H163V199H162ZM171 201H172V200H171ZM197 201H198V200H197ZM243 201H245V200H243ZM246 201H248V199H247ZM246 201H245V202H246ZM24 202H25V201H24ZM24 202H23V203H24ZM54 202H55V201H54ZM88 202H89V201H88ZM104 202H106V201H104ZM118 202H120V201H118ZM118 202H117V203H118ZM159 202H160V201H159ZM159 202L157 203V206H159ZM163 202H164V201H163ZM167 202H168V201H167ZM169 202H170V201H169ZM169 202H168V203H169ZM19 203H20V202H19ZM45 203H46V201H45ZM50 203H51V202H50ZM117 203H116V204H117ZM130 203H131V201H130ZM160 203H161V202H160ZM188 203H189V202H188ZM259 203H260V202H259ZM34 204H35V203H34ZM34 204H33V205H34ZM40 204H42V203H40ZM51 204L53 205V202H52ZM107 204H108V202H107ZM122 204H123V203H122ZM125 204H126V203H125ZM152 204H151V205H152ZM222 204H223V205H222ZM55 205H56V202H55ZM55 205H53V206H55ZM83 205H84V204H83ZM100 205H101V203H100ZM126 205H127V204H126ZM143 205H144V204H143ZM170 205H171V204H170ZM175 205H176V204H175ZM189 205H190V204H189ZM189 205H188V206H189ZM225 205H226V204H225ZM45 206H46V204H45ZM45 206H44V207H45ZM84 206H86V205H84ZM90 206H91V205H90ZM102 206H104V205H102ZM135 206H136V205H135ZM167 206H168V205H167ZM227 206H228V205H227ZM253 206H254V205H253ZM16 207H17V206H16ZM23 207H24V206H23ZM23 207H22V208H23ZM80 207H81V206H80ZM80 207H79V208H80ZM88 207H89V206H88ZM122 207H123V206H122ZM131 207H132V206H131ZM151 207H152V206H151ZM174 207H175V206H174ZM176 207H177V206H176ZM189 207H190V206H189ZM225 207H226V206H225ZM230 207H231V206H230ZM257 207H258V206H257ZM47 208H48V207H47ZM60 208H61V207H59V209H60ZM83 208H84V207H83ZM97 208H98V207H97ZM103 208H104V207H103ZM117 208H118V206H117ZM161 208H163V207H161ZM196 208H198V206H197ZM223 208H224V207H223ZM226 208H227V207H226ZM17 209H18V208H17ZM19 209H20V208H19ZM54 209H57V208L54 207ZM64 209H65V208H64ZM81 209H82V208H81ZM88 209H89V208H88ZM94 209H95V208H94ZM106 209H107V208H106ZM131 209H132V208H130L129 210H131ZM136 209H137V207H136ZM165 209H166V208H165ZM200 209H202V208H200ZM200 209H198V210H200ZM36 210H37V209H36ZM42 210H43V212H45V211H44L45 209H42ZM49 210H50V208H49ZM49 210H47V212H48ZM77 210H78V209H77ZM92 210H93V209H92ZM97 210H98V209H97ZM119 210H120V209H119ZM122 210H123V209H122ZM147 210H148V207H147ZM158 210H159V209H158ZM198 210H197V211L195 210V214H196V212H197V213H199L198 216H199V215H202V211H201V210L198 211ZM228 210H231V209L228 207V209H227L226 212H229ZM239 210H240V209H239ZM246 210H247V208H246ZM246 210H244V212H245ZM250 210H251V209H250ZM18 211H19V210H18ZM27 211H29V209H28ZM82 211L85 212V210H82ZM82 211H81V213H83ZM88 211H89V210H88ZM159 211H160V210H159ZM215 211H216V210H215ZM251 211H252V210H251ZM31 212H32V211H31ZM34 212H35V211H34ZM39 212H40V209H39ZM52 212H53V211H52ZM54 212H55V211H54ZM86 212H87V211H86ZM86 212L83 213V215L86 214ZM118 212H119V211H118ZM144 212H145V211H144ZM160 212H162V211H160ZM167 212H168V211H167ZM219 212H220V211H218V214H219ZM221 212H222V211H221ZM221 212H220V213H221ZM94 213H95V212H94ZM94 213H91V215L94 214ZM98 213H99V212H98ZM141 213H142V211H141ZM153 213H154V211H153ZM162 213H163V212H162ZM203 213H204V212H203ZM222 213H225V212H222ZM222 213L220 214V216L222 215ZM257 213H258V212H257ZM20 214H21V213H20ZM25 214H26V213H25ZM25 214H24L23 216H26V215H27V214H26V215H25ZM29 214H30V213H29ZM36 214H37V213L35 212V215H36ZM43 214H44V213H43ZM54 214H55V213H54ZM74 214H75V213H74ZM96 214H97V212H96ZM128 214H129V213H128ZM227 214H228V213H227ZM251 214H252V213H251ZM21 215H22V214H21ZM37 215H38V214H37ZM57 215H58V214H57ZM60 215H61V214H59V215L57 216L58 219H61V218H59ZM91 215H90V216H91ZM97 215H98V214H97ZM97 215H94V216L92 215L91 217H93L94 219H92V221H91L90 219H88L86 223L89 222L88 224H90V222H91V223H92V222H96V224H97V223H98V220H100L101 218H103V217L100 216L101 214H99V215H98V218H99V219H97V220L95 221V219H96L95 217H97ZM33 216H34V215H33ZM33 216H30V218L33 217ZM38 216H40V214H39ZM38 216H37V217H38ZM41 216H42V215H41ZM67 216H68V214H67ZM102 216H105V215H104V212H103ZM106 216L108 217V215H106ZM109 216H111V215H109ZM159 216H160V214H159ZM172 216H173V215H172ZM182 216H183V215H182ZM198 216H197V217H198ZM223 216H224V215H223ZM223 216H222V217H223ZM260 216H261V215H260ZM20 217H21V216H20ZM26 217H27V216H26ZM34 217H35V216H34ZM51 217H53V216H51ZM100 217H101V218H100ZM111 217H112V216H111ZM160 217H161V216H160ZM168 217H169V216H168ZM174 217H175V216H174ZM178 217H179V216H178ZM178 217H176V218H178ZM195 217H196V215H195ZM200 217H201V216H200ZM10 218H11V217H10ZM17 218H18V217H17ZM49 218H50V217H49ZM53 218H54V217H53ZM55 218H56V216H55ZM89 218H90V217H89ZM132 218H133V217H132ZM135 218H136V216H135ZM245 218H246V217L244 216V220H245ZM252 218H253V217H252ZM4 219H5V218H4ZM6 219H7V218H6ZM14 219H15V218H14ZM32 219H33V218H32ZM39 219H40V218H39ZM50 219H52V218H50ZM58 219H57V220L52 219V220L58 221ZM72 219H73V218H72ZM128 219H129V218H128ZM142 219H143V218H142ZM171 219H172V217H171ZM201 219H202V218H201ZM222 219H223V218H222ZM11 220H12V219H11ZM25 220H26V219H25ZM28 220H29V219H28ZM28 220H26V222H28ZM44 220H45V218H44ZM46 220H48L47 217H46ZM76 220H77V219H76ZM89 220H90V221H89ZM126 220H127V219H125V221H126ZM133 220H134V219H133ZM133 220H132V221H133ZM135 220L137 221L138 219H135ZM143 220H144V219H143ZM157 220H158V219H157ZM159 220H160V218H159ZM172 220H174V219H172ZM180 220H182V218H181ZM239 220H240V219H239ZM244 220H242L241 225H242V223H243ZM246 220L248 221L247 218H246ZM254 220H255V219H254ZM14 221H15V220H14ZM31 221H32V220H31ZM59 221H60V220H59ZM59 221H58V222H59ZM78 221H79V220H78ZM125 221H124V223H125ZM154 221H155V218H154ZM185 221H186V220H185ZM189 221H190V220H189ZM235 221H236V219H235ZM240 221H241V220H240ZM247 221H246V222H247ZM9 222H10V221H9ZM21 222H22V221H21ZM52 222H54V221H52ZM69 222H70V221H68V222H66V223L69 224ZM129 222H131V221H129ZM133 222H134V221H133ZM179 222H180V221H179ZM183 222H184V221H183ZM215 222H216V221H215ZM250 222H251V221H250ZM250 222H249L248 224L251 225L252 222H251V223H250ZM39 223H40V222H39ZM102 223H103V222H102ZM102 223H101V224H102ZM169 223H170V222H169ZM12 224H13V223H12ZM18 224H19V223H18ZM61 224H62V223L57 224V227H58V226L60 227ZM93 224H94V223H93ZM104 224H105V223H104ZM108 224H109V225H108ZM119 224H121V223H119ZM163 224H164V223H163ZM170 224H171V223H170ZM177 224H178V222H177ZM180 224H181V223H180ZM189 224H190V223H189ZM238 224H240V223H238ZM245 224H246V223L244 222L243 225H245ZM35 225H36V224H35ZM69 225H71V227H72V228H71L72 230H70V234L73 232V230H74V231L76 230V232H77V229H78V228H76V227L78 226L77 224L74 225V224H71V223H70ZM97 225H98V224H97ZM107 225L110 226V223H106L105 228L107 227ZM135 225H136V224H135ZM138 225H139V224H137V227H136L137 229H138ZM141 225H142V224H141ZM159 225H160V224H159ZM197 225H198V224H197ZM209 225H210V224H209ZM241 225H240V226H241ZM33 226H34V225H33ZM42 226H43V225H41V227H42ZM63 226H64V225H63ZM65 226H67V224H65ZM65 226H64V227H65ZM91 226H92V225H91ZM103 226H104V225H103ZM112 226H113V223H112ZM119 226H120V225H119ZM129 226H130V225H129ZM171 226H172V225H171ZM173 226H174V225H173ZM177 226H178V225H177ZM214 226H215V225H214ZM234 226H235V224H234ZM16 227H17V225H16ZM39 227H40V225H39ZM45 227H47V224H45ZM61 227H62V226H61ZM74 227H75V228H74ZM110 227H111V226H110ZM127 227H128V226H127ZM132 227H133V226H132ZM134 227H135V226H134ZM146 227H147V226H146ZM166 227H167V226H166ZM209 227H210V226H209ZM209 227H208V229H209ZM238 227H239V226H238ZM246 227L249 228V225L247 226V224H246ZM246 227H245V230H246ZM260 227H261V225H260ZM18 228H19V227H18ZM20 228H21V227H20ZM33 228H34V227H33ZM101 228H102V227H101ZM112 228L115 229V226L112 227ZM112 228H111V229H112ZM117 228H118V227H117ZM151 228H152V227H151ZM183 228H186V227H183ZM204 228H205V227H204ZM204 228H203V229H204ZM239 228H240V227H239ZM251 228H252V227H251ZM35 229H36V228H35ZM35 229H34V231H35ZM37 229L39 230L38 227H37ZM37 229H36V230H37ZM41 229H42V228H41ZM45 229H46V228H45ZM93 229H94V228H93ZM95 229H96V227H95ZM98 229H99V228H98ZM119 229H120V228H119ZM126 229H127V228H126ZM139 229H140V228H139ZM155 229H156V227H155ZM168 229H169V228H168ZM170 229H173V228L171 227ZM174 229H175V228H174ZM179 229H181V228L179 227ZM190 229H191V226H190ZM201 229H202V227H201ZM203 229H202V230H203ZM211 229H212V227H211ZM17 230H19V229H17ZM24 230H25V229H24ZM107 230H108V228H107ZM124 230H125V229H124ZM124 230H123V231H124ZM144 230H147V233H148V228H146V229H144ZM144 230H143V228L140 229V231H142L143 233H145L146 231H144ZM153 230H154V229H153ZM161 230H162V229H161ZM218 230H219V229H218ZM251 230L255 231L254 227H253ZM2 231H3V230H2ZM20 231H21V230H20ZM31 231H33V230H31ZM31 231H30V232H31ZM46 231H47V229H46ZM46 231H45V230H44V231H41V232L39 231L40 233H37L38 231H36V233H37V234H41V233H44V232H46ZM60 231H62V230H60ZM71 231H72V232H71ZM78 231H79V230H78ZM112 231H113V230H112ZM112 231H110V233H111ZM119 231H120V230H119ZM123 231H122V232H123ZM138 231H139V230H138ZM162 231H164V230H162ZM173 231H174V230H173ZM175 231H176V230H175ZM187 231H188V230H187ZM192 231L194 232V228H193ZM212 231H213V229H212ZM256 231H258V229H257ZM14 232H15V231H14ZM25 232H26V231H25ZM30 232H29V234H30ZM62 232H64V230H63ZM82 232H83V231H82ZM82 232H81V234H82ZM104 232H105V231H104ZM104 232L100 233V235L102 236V234H103V236H104ZM132 232H133V231H132ZM182 232H184V230H183ZM195 232H196V231H195ZM218 232H219V231H218ZM246 232H247V231H246ZM263 232H264V231H263ZM36 233H35V235H36ZM46 233H47V232H46ZM52 233H53V231H52ZM66 233H67V235H68L69 238H72V240H74L73 243L75 244V242H77V241L73 238L74 236H73V237H70L69 232H66ZM77 233H78V232H77ZM112 233H113V232H112ZM116 233H117V232H116ZM118 233H119V232H118ZM123 233H126V232H123ZM161 233H163V232H161ZM170 233H172V231H170ZM174 233H175V232H174ZM186 233H187V232H186ZM209 233H210V232H208V235H209ZM252 233H253V232H252ZM252 233H250V235H251ZM260 233H261V232H260ZM4 234H5V233H4ZM31 234H32V233H31ZM58 234H61V233L58 232ZM64 234H65V233H64ZM64 234H63V235H64ZM81 234H80V235H81ZM105 234H107V233H105ZM129 234L132 236L131 233H129ZM137 234H138V233H137ZM148 234H149V233H148ZM157 234H158V233H157ZM172 234H173V233H172ZM196 234H197V233H196ZM196 234H195V233L193 234V235H195V236H193V237H195V238H191L192 235H191V237L189 236V240H188L187 244H185L186 246L184 245V247H185V248L188 247L189 250L191 249L190 251H193L192 249H193V248H196V246H198V248L200 249V250H199V251H200V254H201V256L199 255L198 257H201V258H202L203 255H204L205 257H206V255H209V256H210L211 254H212V256H214V255L216 254V253L213 254V251L216 249V248L214 249V246L217 247V245H215V244L213 243L214 241L210 238L209 240H210V241L212 240L213 242H212V244L209 243V245H210V244H211V245L207 247V246H205V243L207 242V240H206V238H205V236H204V237H202V239H203L204 241H206V242H203V243L201 242V243H200V246H202V247H200V246H199V242H200V240H199V239H196V238H200V237H196ZM205 234H207V231L205 232ZM210 234H212V233H210ZM222 234H223V233H220V235H222ZM224 234H225V233H224ZM254 234H255V233H254ZM0 235H1V234H0ZM35 235L33 234V235H32V238H33ZM41 235H42V234H41ZM41 235H40V237H41ZM73 235H74V234H73ZM97 235H99V234H97ZM109 235H110V234H109ZM118 235H119V234H118ZM127 235H128V234H127ZM159 235H160V234H159ZM183 235H184V234H183ZM185 235H187V234H185ZM185 235H184V236H185ZM213 235H214V233H213ZM213 235H210V236L212 237ZM218 235H219V234H218ZM258 235H259V234H258ZM258 235H257V236H258ZM6 236H7V235H6ZM15 236H16V235H15ZM25 236H27V235H25ZM29 236H30V235H29ZM45 236H47V235L45 234ZM53 236H54V234L51 235V238H52ZM55 236H56V235H55ZM65 236H66V235H65ZM89 236H90V235H89ZM105 236L107 237V235H105ZM105 236H104V237H105ZM121 236H122V235H121ZM131 236H129V237L131 238ZM146 236H148V235H146V233H145V238H146ZM157 236H158V235H157ZM173 236H174V234H173ZM187 236H188V235H187ZM215 236H216V235H215ZM225 236H226V235H225ZM246 236H247V235H246ZM7 237H8V236H7ZM37 237H38V236H37ZM60 237H61V236H60ZM75 237H76V236H75ZM77 237H78V236H77ZM83 237H84V238H83L84 240H83V241L80 240V241H82V243L80 242L82 246H84L83 244H85V243H84V242H85V239L87 240V238H89V237H86V238H85V235H84ZM104 237H103V238H104ZM106 237H105V238H106ZM124 237H125V238L127 237L126 234H125ZM129 237H128V238H129ZM150 237L152 238V240L150 239ZM154 237H155V236H152V233L149 234V238H147V239H148L147 243L150 242V241L153 242V241H154ZM158 237H159V236H158ZM163 237H164V236H163ZM171 237H172V236H171ZM206 237H207V236H206ZM221 237H222V236H221ZM238 237H239V236H238ZM250 237H251V236H250ZM0 238H1V237H0ZM17 238H18V237H17ZM35 238H36V237H35ZM63 238H64V237H63ZM69 238H68V239H69ZM79 238H80V237H78V240H79ZM81 238H82V237H81ZM81 238H80V239H81ZM93 238H94V237H93ZM93 238H92V239H93ZM117 238H118V237H117ZM117 238H116V239L114 238V240H116V241H115V242H116L115 245L117 244ZM134 238H136L135 240H137V241H138V239H139V238H137V237H135V236H134ZM177 238H178V237H177ZM185 238H186V237H185ZM190 238H191V239H190ZM263 238H264V237H263ZM2 239H3V238H2ZM28 239H29V240H28ZM28 239H26L24 242L29 241L30 244H29L28 242H27V243L31 246V242L33 243V242H35V241H32V239H30V237H28ZM38 239H39V238H38ZM48 239L51 240L50 237H48ZM58 239H59V243H60V238H57V239H56L57 242H58ZM100 239H102V238H100ZM111 239H112V243H113L114 240H113V238H111ZM120 239H122V241L124 240L123 242L120 240V242L123 244V246L121 245V243H119L122 247H124L125 241H126V247H127V248H128V245H127V244H128L129 241L132 242V243L129 244V245H130L129 247H132V246L136 245V243H137V241L135 242V240H134L133 238H132L133 241H132V240H129V239H124L123 236L120 237ZM147 239H144V243H146V240H147ZM156 239H158V238H155V240H156ZM217 239H221V238H218V236H217ZM239 239H240V238H239ZM63 240H65V239H63ZM109 240H110V239H109ZM128 240H129V241H128ZM165 240H166V239H165ZM165 240H164V241H165ZM171 240H173V241H171V242H173V243L171 244L172 246H169V245L167 246L166 241H165V243H166L165 246H164V245H163V246H164L165 248H166V246H167V247H171L172 252H174L175 248H173V247H174V246H177V244H174V239H173V238H171ZM209 240H208V241H209ZM251 240L254 241V238L251 239ZM0 241H1V240H0ZM37 241H38V240H37ZM37 241H36V244H35L36 246L34 245L33 248H37V246H39V245H37L39 241H38V242H37ZM46 241H47V240H46ZM69 241H70V240H69ZM89 241H90V239H89ZM89 241H88V243H90ZM215 241H217V242H221V241H218V240H215ZM245 241H246V239H245ZM255 241H256V240H255ZM255 241H254V242H255ZM4 242H5V241H4ZM10 242H11V241L9 240V244H10ZM19 242H21V241H19ZM44 242H45V240H44ZM95 242H96V241H95ZM157 242H159V239L157 240ZM157 242H156V243H157ZM160 242H161V239H160ZM223 242H224V241H223ZM247 242H248V241H247ZM12 243H13V242H12ZM41 243H43V242H41ZM66 243H68V242H66ZM71 243H72V241H71ZM78 243H79V242H77L76 244L78 245ZM80 243H79V244H80ZM88 243H87V246H88ZM93 243H94V242H91V244H93ZM141 243H143L142 240H141L140 244H141ZM144 243H143L142 247H143L144 245L147 246V245L149 244V243H148V244L146 245V244H144ZM162 243H163V242H162ZM249 243H251V242H249ZM249 243H246V242H245V244H247V245H248ZM260 243H261V242H260ZM17 244H18V243H17ZM28 244H27L26 246H28ZM46 244H47V243H46ZM61 244H62V243H61ZM91 244H90V245H91ZM94 244H95V243H94ZM101 244H103V243H101ZM133 244H134V245H133ZM140 244H139V242H138L137 245L140 247ZM151 244H152L153 246H152ZM160 244H161V243H160ZM173 244H174V245H173ZM203 244H204V245H203ZM206 244H207V243H206ZM213 244H214V245H213ZM216 244H218V243H216ZM253 244H254V243H253ZM257 244H258V243H257ZM19 245H20V244H19ZM41 245H42V244H40V246H41ZM63 245H64V246H63L62 248L65 249V252H64V249H63V252H62V250H61V246L59 247L60 249H59V248L56 249V248H54V247H55V246H54L53 249H55V251H53V250H52V251H50V250L48 251V249H47V247H46V248L42 249V250H44V251H43L44 253L41 252L40 256H41L42 254L45 255V253H46L45 251H48V253L51 252V253H49L50 255H47V254H46L45 256H48L49 258H48V257H45V256H41V257L39 256V257H36L37 260H35V258H34V262H31V259H30L29 262L32 263V264H39V263L44 264V263L47 261L46 263L49 264L50 261L52 260V258L54 257L53 260H56V259H57V260H59V261H57V260H56V261H51V262H53L52 264H54V262H55V264H58V262H59V264H66V263H65L66 261L64 262V260H66L67 258H70L71 255L74 254V253H75V255H72V256H76V253H77V252H74V250H75L74 247H73L74 250L72 251L73 248L69 246V243H68V244H63ZM85 245H86V244H85ZM90 245H89V246H90ZM97 245H98V241H97ZM97 245H94V246H97ZM109 245H110V244H109ZM115 245H114V246H115ZM131 245H132V246H131ZM137 245H136V247H137ZM150 245H151V247H149V248H148L149 250H147L146 258H147V256H149V252H150V250L153 251V250H154L153 248L156 247V246H154V245H156V244H155V241H154V244H153V243H150ZM150 245H149V246H150ZM157 245H159V244L157 243ZM251 245H252V244H251ZM8 246H9V245H8ZM15 246H16V245H15ZM15 246H14V247H15ZM40 246H39V247H40ZM42 246L45 247L46 245L43 244ZM52 246H53V245H52ZM57 246H58V244H57ZM68 246H69V247H68ZM72 246H74V245L72 244ZM87 246H86V248L88 249ZM94 246H93V247H94ZM121 246H118V247H121ZM160 246H162V244H161ZM179 246H180V244H178V247H179ZM218 246H220V245H218ZM227 246H228V245H227ZM248 246H249V245H248ZM254 246H255V245H254ZM259 246H260V245H259ZM259 246H258V248H259ZM79 247H81V246H79ZM118 247H117V248H118ZM122 247H121V248H122ZM152 247H153V248H152ZM164 247H163V248H164ZM180 247H181V246H180ZM0 248H1V247H0ZM18 248H20V247H18ZM29 248H30V247H29ZM66 248H67V249H66ZM81 248H84V247H81ZM86 248L82 249L83 252H84V250H85ZM114 248H115V247H114ZM133 248H134V247H133ZM145 248H146V247H145ZM145 248H144V249H145ZM151 248H152V249H151ZM160 248H161V247H160ZM165 248H164V249H165ZM217 248H218V247H217ZM228 248H229V247H228ZM251 248H252V247H251ZM2 249H3V248L0 249V252H2V251H1ZM11 249H12V248H11ZM23 249H24V247H23ZM37 249H38V248H37ZM87 249H86V250H87ZM103 249H104V248H103ZM134 249H136V248H134ZM144 249L142 248V250H144ZM156 249H157V248H156ZM169 249H170V248H169ZM188 249H187V250H188ZM213 249H214V250H213ZM219 249H220V247H219ZM241 249H242V248H241ZM253 249H254V248H253ZM255 249H256V248H255ZM31 250H32V249H31ZM40 250H41V249H40ZM42 250H41V251H42ZM59 250H61V252H62V253H60L61 255H59V252H60ZM67 250H68V251H67ZM78 250H79V248H78ZM96 250H97V249H96ZM96 250H95V249H94V250L92 249V251L94 252V254H96V255H95L96 257H97L98 255H100V253L103 252V251H102V252L100 251V253H98V252H99V251H98V252L95 253ZM104 250H105V249H104ZM107 250H108V249H107ZM111 250H112V249H111ZM117 250H118V249H117ZM121 250H123V249H121ZM142 250H140V252H142ZM177 250H178V249H177ZM179 250H180V249H179ZM179 250H178V251H179ZM187 250H185V252H186ZM246 250H247V249H246ZM258 250H261V249H258ZM5 251H6V250H5ZM5 251L3 250V253H2V254H4ZM9 251H10V249H9ZM23 251H25V249H24ZM26 251H27V249H26ZM26 251H25V252H26ZM70 251H71V252H70ZM80 251H81V249H80ZM87 251H88V250H87ZM87 251H85V253H83V254H85L86 256H87V253H88ZM89 251H90V250H89ZM118 251H119V250H118ZM127 251H129V250H127ZM178 251H177V252H178ZM195 251H196V250H195ZM210 251H212V252H210ZM222 251H223V250H222ZM17 252H18V250H17ZM36 252H37V251H36ZM86 252H87V253H86ZM107 252H108V251H107ZM122 252H123V251H122ZM132 252H133V251H132ZM140 252H137V254L134 253V257H135V255H137V257H138V255H139ZM185 252H184V254L188 253V252H186V253H185ZM207 252H208V253H207ZM227 252H229V251H227ZM259 252H260V251H259ZM14 253H15V252H14ZM39 253H40V252H39ZM52 253H53V254H54V253H55V254L57 253L58 256H57V254L53 256ZM63 253H65L66 255L63 254ZM104 253H106V252L104 251L103 254H104ZM108 253H110V252H108ZM113 253H114V252H113ZM144 253H145V251H144ZM156 253H158V252H156ZM182 253H183V252H182ZM189 253H192V252H189ZM218 253H220V251H218ZM238 253H239V252H238ZM5 254H6V253H5ZM10 254H11V253H10ZM22 254H23V253H21V255H22ZM28 254H30V253H28ZM91 254H93V253H91ZM91 254H90V252H89V254H88V258H89V260H92V261L94 260V261H95L94 258H91V256L94 257V255H91ZM106 254H107V253H106ZM106 254H105L104 256H106ZM176 254H177V253H176ZM176 254H175V255H176ZM178 254H179V252H178ZM251 254H253V253H251ZM251 254L249 253L250 259H248V260H243V261H245V262H243V263L250 264V260H255V261L258 262V264H259V262H261V263L264 264V260H263L264 258H263V255H262V256L260 255L261 257H259V255H257L258 257H255V256H252ZM7 255H8V254H7ZM68 255H69V257H67ZM85 255H84L83 258H84L85 260H87V258H85ZM90 255H91V256H90ZM109 255H111V257H112V254H109ZM151 255H154V252H153V254H151ZM171 255H172V253H171ZM182 255H183V254H182ZM182 255H181L180 257H182V259H184L185 257L183 258L184 255H183V256H182ZM192 255H193V254H192ZM195 255H196V254H195ZM195 255H194V256H195ZM216 255H217V256H216V257H217L216 260L219 261L220 258H218V256L221 257V255H219V254H216ZM234 255H235V254H234ZM244 255H245V254H244ZM0 256H1V255H0ZM11 256H12V255H11ZM52 256H53V257H52ZM55 256H56V257H55ZM65 256H66L67 258H66ZM77 256L79 257L78 253H77ZM129 256H132V254H131V255H130V254L127 255L128 258H127L126 255H125V258H126L127 260H130ZM141 256H143V255H141ZM204 256H203V258H205ZM209 256H208V258H210ZM228 256H229V254H228ZM236 256H237V254H236ZM21 257H22V256H21ZM42 257H44V263H42L41 261H39ZM50 257H51V258H50ZM59 257H61V258H59ZM100 257H101V255H100ZM132 257H133V256H132ZM132 257H131V258H132ZM137 257H136V258H137ZM139 257H140V256H139ZM149 257H150V256H149ZM175 257H176V256H175ZM241 257H243V256H241ZM9 258H10V257H9ZM26 258H29V256H28V257L26 256ZM38 258H40V259L38 260ZM55 258H56V259H55ZM72 258H73V257H72ZM75 258H77V257H75ZM90 258H91V259H90ZM107 258H108V256H107ZM109 258H110V257H109ZM112 258H113V257H112ZM112 258H111V259H112ZM125 258H123V259H125ZM144 258H145V256L143 257V260H144ZM169 258H171V256H170ZM173 258H174V257H172L171 259L173 260ZM193 258H194V257H193ZM211 258H212V257H211ZM234 258H235V257H234ZM262 258H263V259H262ZM2 259H5V258H2ZM2 259H1V260H2ZM18 259H19V258H18ZM50 259H51V260H50ZM60 259H61V261H60ZM78 259H79V258H78ZM96 259H97V258H96ZM114 259H115V258H113V260H114ZM133 259H134V258H132L131 260H133ZM140 259H142V258L140 257ZM151 259H152V258H151ZM175 259H176V258H175ZM179 259H180V258H179ZM218 259H219V260H218ZM227 259H228V258H227ZM235 259H238V257L235 258ZM246 259H247V258H246ZM8 260H9V259H8ZM11 260H12V259H11ZM22 260L24 261L25 259H22ZM22 260H21V262H22ZM41 260H42V259H41ZM48 260H49V262H48ZM62 260H63V261H62ZM67 260H68V259H67ZM69 260H70V259H69ZM74 260H75V259H74ZM74 260L71 259L70 261L73 262ZM113 260H112V262H116L115 260H114V261H113ZM119 260H121V257H120ZM119 260H118V261H119ZM127 260H126V261H127ZM145 260H146V259H145ZM145 260H144V261H145ZM148 260H149V259H148ZM180 260H181V259H180ZM198 260H199V258H198ZM198 260H197V261H198ZM203 260H205V259H203ZM228 260H229V259H228ZM228 260H226V261H228ZM233 260H234V259H233ZM5 261H6V260H5ZM13 261H14V259H13ZM13 261H12V262H13ZM35 261H37V262L35 263ZM70 261H69V262H70ZM139 261H141V260H139ZM139 261H138V264H144V263H140ZM144 261H141V262H144ZM146 261H147V260H146ZM169 261H170V260H169ZM192 261H193V260H192ZM199 261H200V260H199ZM206 261H207V260H206ZM212 261L215 263V259H214V260L212 259ZM224 261H225V258H224L223 262H224ZM230 261H231V260H230ZM236 261H237V260H236ZM239 261L242 262V260H239ZM0 262H2V261H0ZM21 262H20V263H21ZM26 262H27V260H26ZM26 262H25V263L23 262V263L26 264ZM29 262H28V264H29ZM60 262H61V263H60ZM62 262H63V263H62ZM77 262H78V261H77ZM87 262H88V261H87ZM87 262H86V263H87ZM109 262H110V261H109ZM112 262H111V263H112ZM124 262H125V260H124ZM130 262H131V261H130ZM133 262H134V260H133ZM133 262H131L130 264H136L135 262H134V263H133ZM153 262H156V261H153ZM172 262H173V261H171L170 263H172ZM176 262H177V261H176ZM188 262H189V261H187V263H188ZM201 262H202V261H201ZM201 262H200V264H201ZM209 262H210V261L208 260L207 263H209ZM18 263H19V262H18ZM78 263H79V262H78ZM119 263H120V261H119ZM119 263H118V264H119ZM126 263H127V262H126ZM194 263H195V262H194ZM197 263H198V262H197ZM207 263H206V264H207ZM228 263H229V262H228ZM230 263H231V262H230ZM239 263H240V262H238V264H239ZM252 263H253V262H252ZM261 263H260V264H261ZM4 264H6V263H4ZM10 264H14V262H13V263H10ZM16 264H17V262H16ZM72 264H73V263H72ZM79 264H80V263H79ZM87 264H88V263H87ZM91 264H92V263H91ZM97 264H98V263H97ZM123 264H124V263H123ZM159 264H160V263H159ZM172 264H173V263H172ZM189 264H191V262H190ZM225 264H226V262H225ZM231 264H232V263H231ZM235 264H236V263H235ZM254 264H255V262H254Z\"/></svg>","mask_w":264,"mask_h":264}]
</instances>
